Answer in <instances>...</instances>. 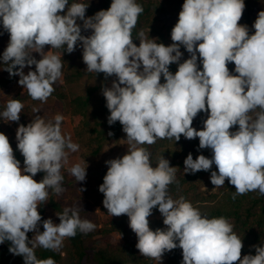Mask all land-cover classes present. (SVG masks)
<instances>
[{
	"label": "clouds",
	"instance_id": "clouds-1",
	"mask_svg": "<svg viewBox=\"0 0 264 264\" xmlns=\"http://www.w3.org/2000/svg\"><path fill=\"white\" fill-rule=\"evenodd\" d=\"M88 7L69 0H0V24L10 35L0 57L7 65L3 70L20 77L18 83L31 99L47 103L63 67L61 56L51 50L63 48L71 54L79 45L86 72L117 78L102 94L110 112L108 124L120 122L129 148L122 158L106 161L99 191L111 217L129 218L142 256L162 264L165 252L179 247L182 264H264V247L258 245L255 255L241 258L243 240L228 219L203 215L183 196L173 199L168 190L178 183L177 167L164 156L153 167L151 153L138 147L162 139L178 142L182 135L198 137L199 149H210L212 157L193 159L189 153L185 174L210 171L215 164L218 171L210 176L215 188L228 180L235 186L233 199L249 192L264 196V11L250 35L249 27L239 23L245 0H185L171 45L149 40L141 31L137 46L132 30L144 9L136 0H112L108 10L91 17H86ZM78 20L91 35L81 34ZM46 46L51 50L45 52ZM181 46L190 54L182 63ZM233 62L235 75L228 67ZM173 63L178 64L175 74L169 70ZM33 65L35 70L25 74V67ZM23 108L20 100H8L0 119L18 122ZM201 112L208 117L197 130L193 121ZM63 120L61 114L47 120L35 115L27 126L19 125L16 140L23 168L8 136L0 132V244L10 242L9 252L22 256L24 264H55L52 258L38 259L35 249L59 252L66 238L96 228L81 219L80 207L56 213L59 224L42 220L38 211L48 203L49 190L57 195L65 191L61 169L69 154L79 151L71 135L62 133ZM40 172L44 176L37 182L34 177ZM69 174L82 182L86 169L77 163ZM157 207L167 227L153 231L148 217ZM29 232L35 233L31 240Z\"/></svg>",
	"mask_w": 264,
	"mask_h": 264
},
{
	"label": "trees",
	"instance_id": "trees-1",
	"mask_svg": "<svg viewBox=\"0 0 264 264\" xmlns=\"http://www.w3.org/2000/svg\"><path fill=\"white\" fill-rule=\"evenodd\" d=\"M79 2L89 5L86 10V17H91L100 10H108L112 0H69V3ZM144 11L138 17V23L132 30L133 42L139 46V33L143 31L145 38L157 39V42L163 43L165 46L171 45V31L178 22L179 12L182 10V5L185 0H136ZM245 10L242 19L239 22L241 25L249 27V34H254L255 29L252 28L253 23L258 17L260 11H264V0H245ZM63 14V13H62ZM165 17H173L174 20L170 23L165 21ZM81 25L82 35H91L92 30L83 29V21L78 20ZM10 35L3 30L0 24V57L9 43ZM66 48V46H65ZM55 54H59L62 59V77L53 85L55 96L61 103L68 108L71 124L74 134L80 143L83 154L86 157L97 158L103 156L104 149L107 144L119 137L123 132V126L120 122L114 125L108 124V116L110 112L106 107V99L102 94L104 87H111L112 82L117 78L115 76L105 79L103 73L86 72L84 65L80 64L82 57V47L77 46L76 50L69 54L64 49H53ZM183 56L180 63L190 58V54L181 46ZM202 70V64L199 63ZM7 65H3L0 59V88L11 90L17 84L19 76H10L3 70ZM32 67V66H31ZM230 72H234V62L228 64ZM26 68V67H25ZM30 68V67H27ZM142 70V68H141ZM169 70L175 74L178 70V64L170 65ZM83 80H87L85 94L73 96V88L79 86ZM161 82H165L161 78ZM21 102L31 99L26 94H18L14 97ZM30 106L25 112H21L19 123L26 125L29 119L28 112ZM208 114L201 112L194 118L193 127L197 130L203 129V121L206 120ZM0 119V132L6 133L7 126L3 125ZM238 125L231 131H236ZM109 132L113 135L109 136ZM6 135V134H5ZM10 141V140H9ZM12 145V143L10 142ZM146 148L151 153L152 166L158 164L159 159L164 156L170 161V166L177 167L176 181L169 185L168 193L173 199H179L181 196L186 201L192 203L195 208H198L203 215L209 218L225 217L233 225V231L243 240L242 257L244 255H255L254 246L264 247V196L258 192H249L244 195H239L233 199L235 186L231 185L228 180L225 181L223 187L216 188L217 192L207 194L204 190L206 183H211V171H218L213 164L210 171H199L195 174L184 173V161L188 154L191 153L193 159L203 154L208 158L212 157L210 149H199V138L188 140L183 135L176 142L175 139L157 140L153 145H140ZM14 155L18 158L17 152ZM107 170L102 171V175L97 179V196L103 201L104 195L99 191V186L103 183V178ZM64 177L62 186L66 189L69 186L70 180L68 173H61ZM44 173L40 172L34 177L39 182L43 179ZM58 196V200H55ZM61 194L57 195L49 190L48 203L41 205L38 208L42 216V220L50 218V211L57 213L62 212L64 207L60 202ZM153 214H161L157 208L152 210ZM81 219H84L80 215ZM60 223L59 218L57 217ZM151 230L166 229L162 220L152 219L148 217ZM42 222V221H41ZM44 231V229H43ZM35 233L29 232L28 238L32 239ZM115 235L121 237V243H113L111 238ZM138 238L129 227V218L127 215H122L118 219L109 220L102 228L96 226L95 230L84 234L77 231V235L73 238H66L59 252L43 248L35 249V255L38 259L44 260L52 258L55 264H155L154 259L142 256L136 248ZM178 243V241H177ZM10 242L6 241L0 244V264H24L22 256H16L9 252ZM183 256L182 249L176 248L169 252V257L166 264H182ZM238 264V262H237Z\"/></svg>",
	"mask_w": 264,
	"mask_h": 264
},
{
	"label": "rangeland",
	"instance_id": "rangeland-1",
	"mask_svg": "<svg viewBox=\"0 0 264 264\" xmlns=\"http://www.w3.org/2000/svg\"><path fill=\"white\" fill-rule=\"evenodd\" d=\"M98 1V0H94ZM163 1V0H159ZM174 20L173 17H165V21L167 23H170ZM51 50V46L45 47V52ZM51 52L53 54L54 50L52 49ZM35 58L37 60L41 59L39 53H33ZM80 64L84 65L85 68H87L86 64L83 62V59L81 57ZM35 66L33 65L30 68H25L24 72L27 74L29 71H34ZM20 79V78H19ZM19 81V80H18ZM17 81V84L14 85V87L11 90H6L5 88H0V112H2L5 108V105L8 100L14 99V97L18 94H26V90L19 85ZM89 85V82L87 80H83L81 84L72 90V95H78V94H85L87 86ZM24 105V108L22 112H25L27 110V107L30 106V110L26 113H28L29 119L27 121V124H29L32 119L35 117V115L43 116L46 120L52 119L56 114H61L64 116V120L62 122V133L65 135H71L72 142L78 144L79 151L70 153L68 157V163L64 165V167L61 169V173H68L69 175V186L65 189V191L61 194L62 197L60 198V202L62 206L65 207H80V215L84 217V219H88L95 223V225L99 228H102L106 222L112 219H118L119 217H111L107 213V209L103 206V201L101 198L97 196V179H99L102 175L103 170H108V165L106 164V161L115 159V158H122L123 155L127 154V149L129 148V145L125 141L127 139V134L122 132V134L117 137L115 140L110 142L106 145L104 149L103 156L93 158V157H86L85 154H83V149L78 142V140L75 137L74 130L71 124L70 116L68 113V108L64 103H61L55 96L51 95L47 101V103H42L40 101L32 102L30 100L22 102ZM33 109H39L38 113H35ZM3 125L7 126V130L5 131L6 135L8 136L10 142L12 143L13 150L17 152L18 154V160L21 162V167L23 168L24 164V157L21 155L17 148L18 141L16 140V131L21 123L19 122H9L5 123L3 120L1 122ZM27 124L25 126H27ZM123 139V140H122ZM138 147H141L138 145ZM79 163L82 167L86 169V178L82 182H78L75 177L71 176L69 174V169ZM84 189V191L82 190ZM204 190L207 194H211L212 192H217L216 188L214 189L210 185V181L206 183V186L204 187ZM55 200H58V196H55ZM99 209V210H98ZM57 212L51 210L50 211V218L53 220L54 223L59 224L57 219ZM152 219H158L163 221L162 214H153L150 216ZM41 232H43V225L42 222L40 224ZM113 243H121L122 239L120 236L115 235L111 238ZM65 242V240H64ZM63 242V243H64ZM169 257V252H165L162 258V264H166ZM155 264H159V261H155Z\"/></svg>",
	"mask_w": 264,
	"mask_h": 264
}]
</instances>
